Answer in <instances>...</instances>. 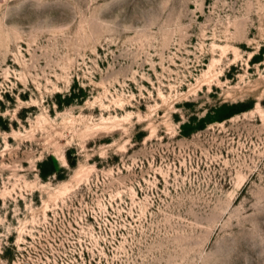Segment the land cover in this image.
Returning <instances> with one entry per match:
<instances>
[{"label":"rangeland","instance_id":"rangeland-1","mask_svg":"<svg viewBox=\"0 0 264 264\" xmlns=\"http://www.w3.org/2000/svg\"><path fill=\"white\" fill-rule=\"evenodd\" d=\"M0 264H264V0H0Z\"/></svg>","mask_w":264,"mask_h":264}]
</instances>
